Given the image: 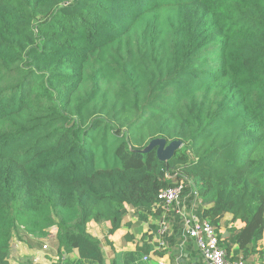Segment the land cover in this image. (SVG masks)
<instances>
[{
    "label": "trees",
    "instance_id": "1",
    "mask_svg": "<svg viewBox=\"0 0 264 264\" xmlns=\"http://www.w3.org/2000/svg\"><path fill=\"white\" fill-rule=\"evenodd\" d=\"M181 182L228 257L264 258V0H0V264L54 227L104 264L88 222L112 244Z\"/></svg>",
    "mask_w": 264,
    "mask_h": 264
},
{
    "label": "crops",
    "instance_id": "2",
    "mask_svg": "<svg viewBox=\"0 0 264 264\" xmlns=\"http://www.w3.org/2000/svg\"><path fill=\"white\" fill-rule=\"evenodd\" d=\"M192 204H189V206ZM128 210L124 225L109 236L112 244H109L106 240L110 227L109 223L90 221L87 224L88 232L99 238L102 242V251L105 258L104 264H157L156 256L163 257L167 264H207L204 258H202L203 256L193 239H185L183 237L182 221L173 214L168 217L173 226L171 235L167 238L168 248L164 251L156 252V256L154 254L147 261L143 260L144 255L155 251L156 230L161 220L162 213L158 212L156 215H149L146 220H141L134 208L128 207ZM232 224L237 228H241L244 225L241 220L232 223V214L228 213L220 224L219 231L223 236L227 235V228ZM54 232H57L56 228L55 231L51 229V233ZM128 235L133 236V239L127 240L126 237ZM24 244L25 245L21 243L20 245H22L21 252L24 253L22 257H26V259L20 258L19 261H17L12 258L11 253V261L13 264H24L26 260L32 261V264H47L46 261H49V258L45 257V252H40V250L36 248H30L26 243ZM145 244L149 245V251L147 253L138 254V247ZM262 246L264 247V243ZM50 256L52 260H50L48 264H76L79 259L77 250L66 254L62 258H60L59 254ZM247 262L248 264H264V258L261 259L255 256Z\"/></svg>",
    "mask_w": 264,
    "mask_h": 264
},
{
    "label": "built area",
    "instance_id": "3",
    "mask_svg": "<svg viewBox=\"0 0 264 264\" xmlns=\"http://www.w3.org/2000/svg\"><path fill=\"white\" fill-rule=\"evenodd\" d=\"M186 184L179 183L175 187L161 190L154 210H160L161 220L156 230V248L153 253L144 255L143 260H149L156 252L168 248L167 238L171 235L173 226L168 217L174 215L181 219L183 237L193 239L207 264H248L242 257L232 259L228 257L224 248L219 245L218 232L214 225L203 219L197 212V207L202 203L196 198L189 206L183 195ZM48 244L43 245V250L48 249ZM157 264H167L163 257L156 256Z\"/></svg>",
    "mask_w": 264,
    "mask_h": 264
},
{
    "label": "rangeland",
    "instance_id": "4",
    "mask_svg": "<svg viewBox=\"0 0 264 264\" xmlns=\"http://www.w3.org/2000/svg\"><path fill=\"white\" fill-rule=\"evenodd\" d=\"M157 143L160 145V153L162 155L165 154V149H166L165 142L163 140H158ZM52 230L55 231V227L52 228ZM21 234L24 235V232L22 231ZM55 235H56V232L51 233V235L48 238L41 239V244H42V246H40L41 248H36L37 250H40V252H45V254H44L45 257L49 258V261H46L47 264L50 263V260H52V257L50 255L58 254V252H57V240L55 238ZM28 239L31 241H34V242L36 241V240H34V238L32 236H29ZM21 243L23 245H25L23 243V241H20L19 238H17V237H15L13 242H12V250H11L12 258L16 259L17 261H19L20 258L26 259V257H22V255L24 253L21 252V247H22V245H20ZM44 244H48L49 248L43 250ZM29 256H30V254H29ZM51 263H54V262H51Z\"/></svg>",
    "mask_w": 264,
    "mask_h": 264
},
{
    "label": "water",
    "instance_id": "5",
    "mask_svg": "<svg viewBox=\"0 0 264 264\" xmlns=\"http://www.w3.org/2000/svg\"><path fill=\"white\" fill-rule=\"evenodd\" d=\"M182 146V142L179 140H174L172 141L169 145L166 146L165 149V154L160 153V148H159V154L162 159L168 160L171 158V156L174 154L176 149L180 148Z\"/></svg>",
    "mask_w": 264,
    "mask_h": 264
}]
</instances>
